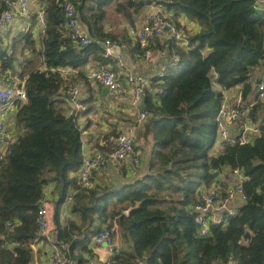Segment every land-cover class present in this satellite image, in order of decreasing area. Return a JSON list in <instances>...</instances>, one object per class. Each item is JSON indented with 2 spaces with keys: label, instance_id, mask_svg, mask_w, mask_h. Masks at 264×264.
<instances>
[{
  "label": "trees",
  "instance_id": "trees-1",
  "mask_svg": "<svg viewBox=\"0 0 264 264\" xmlns=\"http://www.w3.org/2000/svg\"><path fill=\"white\" fill-rule=\"evenodd\" d=\"M16 1L0 0V18ZM39 1L47 24L41 39L35 14L0 33V84L23 81L27 92V100L17 104L18 137L9 154L0 152V264H33L38 210L50 187L58 197L56 239L69 246L74 259L75 251L88 247L105 226L101 221L120 232L124 248L115 257L118 264H264V99L251 97L255 105L247 118L260 121L253 141L223 145L215 154L223 92L241 87L247 99L254 90L251 81L260 82L264 74V11L256 0H74L91 39L86 46L71 38L63 0ZM151 5L163 9L178 29L184 17L200 30L187 33V47L174 37L152 44L170 61L162 84H154L164 93L144 98L152 114L139 135L146 172L119 188H81L85 152L79 118L86 112L68 113L62 93L75 80L87 81L83 69L90 63H114L105 58L107 40L133 45L144 55L146 48L126 30L108 31L107 20L113 9L135 29ZM65 69L78 74L67 77ZM117 135L113 130L97 142V151H112ZM234 169L248 177V201L226 223L213 225L208 237L199 236L194 205L204 190L225 187L221 175ZM72 194V217L62 222Z\"/></svg>",
  "mask_w": 264,
  "mask_h": 264
},
{
  "label": "built area",
  "instance_id": "built-area-1",
  "mask_svg": "<svg viewBox=\"0 0 264 264\" xmlns=\"http://www.w3.org/2000/svg\"><path fill=\"white\" fill-rule=\"evenodd\" d=\"M37 2L39 0H17L13 10L5 12L0 18V33L19 20L28 19L35 14L38 27L37 38L41 39L40 37L45 35L47 28L46 13L43 5V8L38 10V12H32L33 4ZM256 7L264 11V0H256ZM61 8L64 12L71 38L83 46L88 45L91 39L88 31L81 24L78 8L74 0H63ZM147 8L150 11L145 23L140 30L134 29L135 39L141 43L143 48H146L145 58L154 56L151 45L156 39H160L168 33V37L176 38L181 46L187 47L189 45L188 36L190 34L188 35V31L183 30V26V29H178L175 25L171 24L168 21V16L158 6L151 5ZM104 45L106 50L105 58L115 62L118 70L114 69L112 64L103 66L102 68H90L86 73L87 79L94 84L106 88L111 98H117L124 89L121 81L124 77L127 85L131 88L130 107L134 112L138 113L139 122L143 124L152 114L144 106L141 107V105L147 94L154 92L155 94L162 95L164 93L162 87L154 88V84L155 80H157L156 84H162L167 67L164 65L155 77L139 75L127 66L122 55L117 53L113 42L107 40ZM117 47L120 49L125 47V44L121 46L117 45ZM175 61L177 62L178 59H175ZM70 71L75 72L71 69ZM68 72L63 70L64 75L68 74ZM260 78V82L251 81V84L254 85V90L247 99L244 98L241 87L233 89H237L233 96L227 93L232 90L223 92V103L217 115L218 149H223V145H246L252 142L255 135L259 132L260 121L253 123L251 120H248L247 116L249 110L255 105V100L251 97L259 96L261 100L264 99V74H261ZM62 96L65 100H71L75 103L74 110H71V113L74 112L78 115L81 112L87 111L85 105L76 102L79 96L77 88L71 89L70 87L62 93ZM26 100L25 82L14 81L13 83L3 82L0 84V152L2 154H9V146L14 142L9 138L8 112L11 108H16L17 110V104ZM247 122H251V126H247ZM114 143L115 147L110 152H85L84 162L78 175L79 186L81 188L94 189L100 187L101 185H98L96 182V177L107 174L111 170L115 174L121 175L125 166L137 167L141 165L142 160L140 154L136 151L137 143L133 129H127L118 133ZM223 175L227 176L225 187H222L221 184H215L208 191L204 190L199 196L198 203L193 207L196 215L195 222L199 227V236L201 237H208L213 225L218 226L226 223L248 201V196L244 191V185L248 181V177L240 169L228 171ZM72 202L73 194L68 197L64 208L66 210L69 209ZM235 202L238 204L236 208L231 206ZM55 212V209L52 206L46 205L45 200H43L42 207L38 210V236L34 250H36L38 243H48L53 248L51 264H79L76 259L69 256L68 249L62 250L54 242L53 234L56 232ZM64 215L68 218L70 214L66 211ZM7 226L11 228L12 224L8 222ZM118 237L116 227L103 226L93 238V242L96 245L106 246L109 251L110 257L101 264H118L115 260L119 248ZM246 243H248V240H246ZM2 247H5V244ZM215 264L238 263L230 261L216 262Z\"/></svg>",
  "mask_w": 264,
  "mask_h": 264
},
{
  "label": "crops",
  "instance_id": "crops-1",
  "mask_svg": "<svg viewBox=\"0 0 264 264\" xmlns=\"http://www.w3.org/2000/svg\"><path fill=\"white\" fill-rule=\"evenodd\" d=\"M41 6L42 4H40V1L36 4H33L32 12H38V10L43 8V6ZM149 11L150 10H148V8L144 9L142 19L136 22L137 26L135 29H141L142 25L145 23ZM179 21L181 25L186 29V31H188V33H196L200 30L198 24L189 21L184 17L180 18ZM107 29L108 31L118 35L122 33V31L126 30L129 37L136 41L133 27L123 19L120 20L116 26H113L112 24H109L107 22ZM168 36L169 33L159 40L162 43H165L169 40ZM115 46L117 51V44H115ZM151 49L154 51V56L145 58L144 55H140L139 53L134 51L133 45L132 47H130L126 43L125 47L119 49V54L122 55L123 60L127 64V66L137 74L143 75L145 77H155L161 71L163 66L170 61V57L168 56V53L163 52L160 49H155L152 47V45ZM112 65L114 69L118 70L115 62ZM103 66L106 65H98L97 62H92L86 68H84L83 71L87 73L88 69L90 68H102ZM65 70L69 71L68 74H66L67 77L77 76L78 74V71L72 72L70 71V69ZM121 81L124 89L117 98H111L108 95V91L106 88L94 84L88 79L87 81L75 80V82L71 84V89L77 88L79 90V96L76 102H80L87 108L86 113L79 118V124L83 130L84 152H96L97 142H102L104 137L111 133L113 130L120 133L122 131H126L127 129H133L135 132L137 143L136 151L138 152V154H140L142 160L141 165L137 167L125 166L122 175H117L113 170H111L107 174L97 176L96 182L101 186H103L104 184H121L126 179L136 180L140 178L145 171L143 165L144 159L147 158V156L143 149L144 139L139 137L140 132L142 131L143 124L139 122L138 113L134 112L130 107L131 88L127 85L124 77L121 79ZM236 90H232L227 93H230V95L233 96ZM74 104L75 103L71 100H67L66 109L68 110V113H71V110H74ZM88 104H91L94 108L91 110ZM143 104V106H145V100L143 101ZM16 113V108H11L8 112V133L9 138H11L13 141H15L18 137V131L15 126ZM246 125L251 126V122H247ZM220 152L221 150L216 147L215 154H219ZM220 179L222 183L227 184V176L221 175ZM55 195L56 194L53 191V187H50L44 200L46 205L52 206L56 211L58 197ZM231 206L236 208L238 207V204L235 202ZM66 211L70 214V207L67 210L63 208L61 218L62 222L64 221V219H67V217L64 215ZM97 226H99V224ZM54 234V242L55 244H58V241L56 239V232ZM120 240L121 239L119 236L117 239L119 248L117 250L118 252L116 254V257L118 256V253L121 252V250L124 248L123 241ZM58 247L62 250H69V246L65 244L59 243ZM34 251L35 258L33 264H51L53 248L50 244L38 243L36 246V250ZM74 255L79 264H101L110 257L108 248L106 246L96 245L93 242V239L88 244V247L77 249Z\"/></svg>",
  "mask_w": 264,
  "mask_h": 264
},
{
  "label": "rangeland",
  "instance_id": "rangeland-1",
  "mask_svg": "<svg viewBox=\"0 0 264 264\" xmlns=\"http://www.w3.org/2000/svg\"><path fill=\"white\" fill-rule=\"evenodd\" d=\"M142 16H143V12L141 13V15L138 17V21L140 20V19H142ZM109 18H108V20H107V22L109 23V24H112L113 26H116L118 23H119V21L120 20H122L121 19V17L118 15V14H116L115 12H114V10L113 9H110L109 10V16H108ZM143 106V104L141 105V107ZM147 163H148V159L147 158H145L144 159V165H143V167H144V173L146 172V168H147ZM122 175V174H121ZM141 178V177H140ZM129 181H135V179H126V180H124V182H122L121 184H119V183H117V185H114L115 187H121L124 183H127V182H129ZM64 208V207H63ZM63 210V209H62ZM72 216H71V214L68 216V218L70 219ZM100 223H101V225H107V224H109V223H107V224H102V222L101 221H99ZM99 223H97V225H98ZM117 228V227H116ZM117 230H118V228H117ZM118 235L120 236V239L122 240V238H121V235H120V232H119V230H118ZM53 236H55V234H53ZM120 240V241H121Z\"/></svg>",
  "mask_w": 264,
  "mask_h": 264
},
{
  "label": "water",
  "instance_id": "water-1",
  "mask_svg": "<svg viewBox=\"0 0 264 264\" xmlns=\"http://www.w3.org/2000/svg\"><path fill=\"white\" fill-rule=\"evenodd\" d=\"M103 47L105 48V45H104V44H103ZM117 52H118V53L120 52V50H119L118 47H117ZM215 176H216V177H219V173H216ZM133 210H134V209L129 210V211L127 212V214H131V213L133 212Z\"/></svg>",
  "mask_w": 264,
  "mask_h": 264
}]
</instances>
